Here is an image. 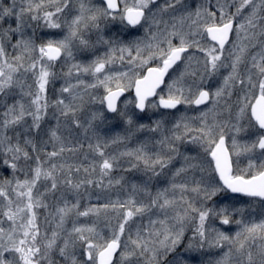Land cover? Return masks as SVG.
Masks as SVG:
<instances>
[{
	"label": "snow or ice",
	"instance_id": "obj_1",
	"mask_svg": "<svg viewBox=\"0 0 264 264\" xmlns=\"http://www.w3.org/2000/svg\"><path fill=\"white\" fill-rule=\"evenodd\" d=\"M0 264H264V0H0Z\"/></svg>",
	"mask_w": 264,
	"mask_h": 264
},
{
	"label": "rangeland",
	"instance_id": "obj_2",
	"mask_svg": "<svg viewBox=\"0 0 264 264\" xmlns=\"http://www.w3.org/2000/svg\"><path fill=\"white\" fill-rule=\"evenodd\" d=\"M5 2H10V0H5ZM97 2H99V0H97ZM189 3H191L192 5H195L196 3H198V0H188ZM113 32L117 31L116 28H113L112 29ZM138 33H136L135 31H133V35H137ZM87 58V57H85ZM102 91V90H101ZM126 96H131V93H127ZM123 99V98H122ZM87 113H85L86 115ZM191 114V113H189ZM142 122H145L147 123L148 120H147V117L145 116L144 119L142 120ZM100 130L102 133H106L107 136H112V135H115L117 133L119 134H122L123 133V130H124V125L123 123L118 119V118H113L111 120V123L110 124H105V125H101L100 126ZM82 135V133H81ZM118 147H122V146H114L113 148H109L108 151L109 152H112V151H116ZM122 173L120 172H114L113 175L114 176H118V175H121ZM129 175V178L132 177L133 174H128ZM137 178H139L137 176ZM119 192V189H112V191L110 193H107L106 196L107 197H110L112 199H115L116 197V194ZM104 200V198L102 197V199L99 201L100 203H102ZM91 203H97L98 201L95 199V196H93L92 200L90 201ZM87 203H89V201L85 200L82 202V204L86 205ZM253 217L255 219H260L262 218L261 217V206H260V203L259 201L255 202L253 204ZM85 219H88V218H82V222L85 220ZM69 227L71 226L70 224L68 225Z\"/></svg>",
	"mask_w": 264,
	"mask_h": 264
},
{
	"label": "water",
	"instance_id": "obj_3",
	"mask_svg": "<svg viewBox=\"0 0 264 264\" xmlns=\"http://www.w3.org/2000/svg\"><path fill=\"white\" fill-rule=\"evenodd\" d=\"M123 98V97H122Z\"/></svg>",
	"mask_w": 264,
	"mask_h": 264
}]
</instances>
